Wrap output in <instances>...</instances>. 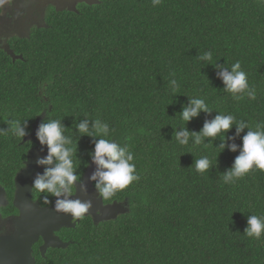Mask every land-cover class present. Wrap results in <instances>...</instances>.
I'll return each instance as SVG.
<instances>
[{"label":"trees","instance_id":"16d2710c","mask_svg":"<svg viewBox=\"0 0 264 264\" xmlns=\"http://www.w3.org/2000/svg\"><path fill=\"white\" fill-rule=\"evenodd\" d=\"M48 18V27L13 46L19 59L0 51V129L27 119L28 133L43 111L40 124L61 119L66 135L84 116L100 119L133 153L139 180L102 199L125 203V213L98 223L83 217L61 228L67 247L49 249L35 263L264 264V235L244 234L248 216H264V171L222 180L248 129L237 135L233 125L226 134L233 139L223 142L237 151L226 146L219 154V136L206 138L207 147L192 140L181 146L173 137L189 97L204 98L213 110L188 122L190 132L218 112L264 123V0H161L155 7L152 0H97ZM208 51L212 61H200ZM236 61L255 86V100L237 101L223 91L213 64ZM22 140L0 135L2 184L23 167L30 143ZM93 150L91 137H78L81 179ZM203 155L213 166L201 174L194 162ZM43 195L32 188L47 205Z\"/></svg>","mask_w":264,"mask_h":264},{"label":"clouds","instance_id":"9594fccd","mask_svg":"<svg viewBox=\"0 0 264 264\" xmlns=\"http://www.w3.org/2000/svg\"><path fill=\"white\" fill-rule=\"evenodd\" d=\"M160 2L161 0H152L154 7ZM12 3L13 0H0V14L3 13L6 5L11 6ZM199 60L210 63L212 52L208 51L200 55ZM213 65L219 69L217 75L224 84L223 91L232 94L234 100L239 101L244 96L252 100L256 99L255 86L249 85L248 75L242 69L239 61L230 66L217 63ZM169 83L171 91L175 94L179 87L177 80L172 78ZM212 111L204 98L189 97L188 104L179 113L184 123L178 127H173L174 130L179 128V130L174 131L173 137L176 142L181 146H188L189 141L192 140L191 145L193 146L203 145L207 147L212 143L210 140L209 143L205 144L206 138L214 140L219 136L222 143L215 147L218 154L226 146L231 151L236 152L237 145L235 143L226 145L223 142L225 139H233V137H227L226 134L233 125L236 126L237 135L247 128L248 131L242 137L239 155L236 156L232 167L222 176V180L224 183L230 184L243 178L253 169L264 171V123H257L253 126L247 120H237L233 114L218 112L214 119L204 122L199 132H190L187 129V123L198 117L201 112L211 113ZM84 117L81 122L75 125L76 131L73 135L65 134L67 128L61 119L49 118L46 123L40 124L36 132L39 144L47 147V155L37 160V164L43 166L44 170L42 173L36 174L32 182V188L36 192L44 194L43 202L45 204L51 203L49 195L54 197V209L57 212L69 214L74 219H82L92 207L91 201L72 198L76 183L81 181L77 165V160H79L77 157L79 136L86 135L94 140V150L90 155L91 162L96 165V171L90 179L96 182L95 189L98 190L101 199H110L117 191L123 190L134 181L139 180L133 162V153L111 138L110 134L115 129H110L109 124L102 122L100 119ZM26 127L27 119L24 121L12 119L9 129L7 131L0 129V135L6 136L11 133L22 140L27 135ZM217 156L215 159H217ZM194 166L198 173L203 174L213 166V161L208 155H203L195 160ZM244 234L250 238L260 239L264 235V216L253 214L248 216Z\"/></svg>","mask_w":264,"mask_h":264},{"label":"water","instance_id":"95a60500","mask_svg":"<svg viewBox=\"0 0 264 264\" xmlns=\"http://www.w3.org/2000/svg\"><path fill=\"white\" fill-rule=\"evenodd\" d=\"M78 1L83 2L84 0H68V3H66V0H54L53 3L57 6L61 3V7H63V4L64 7L67 4L69 11H75V4ZM96 2L97 0L84 1L87 5H92ZM57 9L62 10L59 8ZM3 49L6 54L12 58V60L19 58L18 56L15 57L8 47H4ZM26 164L27 168L20 172L14 180L17 189L14 195L13 205L17 209L21 210L22 215L15 223L18 235L8 244V246H15V255H2V264H33L34 261L30 257L31 246L39 237L43 241V245L41 246L42 256L47 248H66L68 243L61 242L53 236V233L59 231L61 228L73 227V221L78 220L72 218L69 214L57 212L54 209L55 198L53 199L51 205L46 208H40L37 204L31 203L29 196L31 195L33 179L37 173H42L43 169L33 160H28ZM30 166L33 168L31 169ZM95 171L96 165L93 162L89 163L81 182H77L75 185L74 196L72 198H78L81 201H91L92 207L89 209V212L84 215V217H90L94 223H98L116 218L118 215L125 213L126 208L124 209L123 207L125 203H103L97 189L93 186L95 181L90 179Z\"/></svg>","mask_w":264,"mask_h":264},{"label":"flooded vegetation","instance_id":"af4514ba","mask_svg":"<svg viewBox=\"0 0 264 264\" xmlns=\"http://www.w3.org/2000/svg\"><path fill=\"white\" fill-rule=\"evenodd\" d=\"M85 2L87 0H84ZM83 2H76L75 9L80 4H86ZM54 0H13L11 6L6 5L4 7L3 13L0 14V51L6 54L4 51V47H8L10 51L13 53L15 57H21L19 54H16L13 46L22 43L24 40L29 39L30 35L35 30H41L48 25V16L51 13H59L62 11L68 10V0H66V5L61 7V3H59V7L53 3ZM62 9V10H58ZM9 58H11L8 54H6ZM17 58V59H19ZM12 59V58H11ZM16 60V59H15ZM45 111H43L40 116L37 117L36 121L32 125L30 131L23 138V143H30L27 149V153L25 156V160L23 161V167L19 170L16 176L25 170L27 167L28 160H33L37 162L38 159L43 158L47 155V147L41 146L36 137V132L39 128V124L41 123V119L44 115ZM29 156V159H28ZM36 158V159H34ZM43 169V166H40ZM32 169L33 167L30 166ZM15 176V177H16ZM15 177L12 182L9 184H2L0 182V264L3 262V256L10 254L15 255V246H8L9 242L16 238L17 227H15L16 221L21 218V210L17 209L13 205L14 195L16 192L15 185ZM81 182V181H80ZM96 188V187H95ZM98 191V190H97ZM29 199L32 204H37L40 208H46L51 205L54 197L51 199V203L47 205H43L41 203V199L35 198L32 196V187H31V195ZM25 200V199H24ZM23 200V201H24ZM78 220H74L73 224H76ZM53 236L59 239L63 243H68L69 240H64L63 234L59 231L53 233ZM43 245L42 239L39 237L37 241L31 247L30 256L36 264V257L43 258L41 255V246ZM52 248H47L45 253ZM44 253V254H45ZM20 257V254H19Z\"/></svg>","mask_w":264,"mask_h":264},{"label":"rangeland","instance_id":"374dc122","mask_svg":"<svg viewBox=\"0 0 264 264\" xmlns=\"http://www.w3.org/2000/svg\"><path fill=\"white\" fill-rule=\"evenodd\" d=\"M123 207H124V209H125V205H124Z\"/></svg>","mask_w":264,"mask_h":264}]
</instances>
